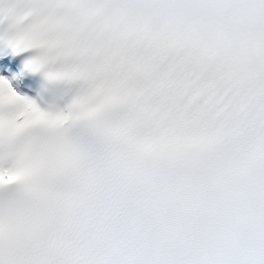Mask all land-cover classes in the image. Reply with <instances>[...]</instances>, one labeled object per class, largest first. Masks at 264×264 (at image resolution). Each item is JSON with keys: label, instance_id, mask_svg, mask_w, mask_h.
Listing matches in <instances>:
<instances>
[{"label": "snow or ice", "instance_id": "6c2138e0", "mask_svg": "<svg viewBox=\"0 0 264 264\" xmlns=\"http://www.w3.org/2000/svg\"><path fill=\"white\" fill-rule=\"evenodd\" d=\"M0 264H264V0H0Z\"/></svg>", "mask_w": 264, "mask_h": 264}]
</instances>
